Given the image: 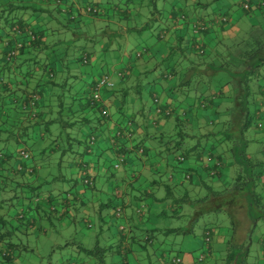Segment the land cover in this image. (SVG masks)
I'll use <instances>...</instances> for the list:
<instances>
[{
	"label": "trees",
	"instance_id": "obj_1",
	"mask_svg": "<svg viewBox=\"0 0 264 264\" xmlns=\"http://www.w3.org/2000/svg\"><path fill=\"white\" fill-rule=\"evenodd\" d=\"M214 1L0 0V176L2 170L7 171V177L12 178L23 174L37 176L38 167L34 166L32 161L42 167L41 161H35L37 157L42 156L46 150L53 152L58 146L60 147L58 137L61 133L60 131L51 133L49 130L51 124L57 123L61 128L62 126L72 127L77 122L86 125L90 119H95V125L100 126L111 117L104 105L103 96L111 92L113 87H100L97 90L99 98L95 99L92 94L98 77L104 74L111 77L107 71L99 73L89 83L88 90L86 87L83 90L67 87V95L64 94V85H62V91L59 90L60 84L54 75L56 71L53 66L54 61L51 60L53 53L51 48L61 41L55 37V31L59 26L62 27V31L70 30L72 38L78 40L79 44L73 57L78 65L89 63L95 49L101 53L109 51L114 60L119 58L124 42L131 37L136 38V42L128 51L129 55L126 53L125 59L133 62L149 49L148 41L145 37L142 38L143 33L152 34L155 41H163L169 29L180 28L181 34H175L177 43L174 47L178 50V57L184 53L183 40L188 41L185 49L189 52L194 51L195 55L187 63L188 66H179L178 69L167 66L168 74L175 76L177 86L180 84L187 86L190 80L193 82L194 74L201 75L200 72L204 67L210 68L209 70L213 73L223 71L232 79L234 101L230 116L219 122L217 128L210 132L214 141L208 147L195 144L184 147V139L193 137L191 131L186 133L183 129L186 112H177L173 107L171 108L170 103L163 101L157 104L154 101V113L161 118L171 117L173 120L171 130L159 133L157 139L161 141V146L165 145V150L169 154H173L175 149L180 150L175 156L176 165H180L192 154L195 155V159L201 164L200 171L203 173V177H198L194 183L200 191L187 188L186 185L178 187L179 182L176 184L178 188L176 191H179L177 193L171 191L168 183L163 184L164 192L160 200L172 205L170 210L168 209L169 213H166L165 208L160 215H164V219H181L185 216L186 224L177 226L163 225L152 228L138 226L139 222L144 223L148 210L145 193L140 191L134 196V202L130 206L133 216L128 217L126 221L122 218V207L115 206L111 199L108 200L104 203V207H109L115 214L119 210L116 228L118 236H123L114 246L112 244L100 246L97 242L91 249L79 246V249L86 256L91 257L95 264H105L104 255H111L117 251H120L119 256L123 259L122 255L125 254L126 246L129 248L131 244L130 250L135 245L146 247L155 236L163 238L160 241L163 250L160 260L163 262L164 252L171 249L165 247V237L193 235L194 225L198 222H201L200 227H203L202 238L204 231H207L210 240L204 251V258L198 260L195 255V263L213 264L221 261L222 264H247L251 234L256 227V222L264 219V143L259 150L261 156L258 158L246 151L247 143L252 139L243 138V133L251 125L254 129H258L264 123V105L263 110L261 108L264 99V0L236 2L243 14L250 16L252 24L245 31H240L234 39L223 42L218 49L208 45L204 38L206 34H215L217 30L223 29L230 23L234 10L223 6H211ZM176 2H178L177 6ZM242 2L247 3V8L242 6ZM188 6L191 7L186 9ZM254 11L256 17H260L259 20L256 19L257 21L252 20ZM23 13H28L29 18H23ZM240 15H236L234 20L242 17ZM189 30L194 31L196 36L189 34V37L185 38ZM62 42L64 43V39ZM101 43H104L102 47L99 45ZM139 47L140 51L137 50ZM62 51L65 53V48L62 47ZM10 52L12 54L7 56ZM124 62L116 71L118 75L128 71ZM199 77L196 78L199 80L201 78ZM249 79L253 80L251 89L248 84ZM177 86L167 90V97L171 100H175L173 91ZM216 88L217 92L212 90V93L206 95L200 88L197 96L201 97L200 103L205 101L201 104L202 107L208 103L213 105L214 99L219 97L221 92L219 87ZM254 94H256L255 97ZM63 98L68 99V103H64ZM153 99L156 100L155 97ZM249 105L253 108L249 109ZM63 111L69 113L71 118L66 117L62 120L60 112ZM119 113L125 115L121 110ZM209 122L217 124L214 121L209 120ZM130 125L131 119L128 118L127 121L116 124L112 130L109 149L112 151V165L115 171L126 158L124 152L128 150L124 148L123 140L131 136ZM95 129L96 127L93 126L90 130ZM65 134V139H71L67 133ZM95 140L96 135L88 137L87 144L84 143V138L82 139L81 147L86 154L94 150ZM88 143L91 145L89 146ZM139 143L137 142L131 148L135 154H141L143 151ZM67 144V148L64 147L62 150L71 151V144L69 142ZM21 150L27 152L26 158L21 157ZM118 158H121V161H118ZM4 164H10V166L5 168ZM114 164L117 166L114 167ZM226 164H233L235 167L232 183L229 187H216L212 179L220 176L221 168ZM76 166L81 167L80 161L76 162ZM110 174L114 177L113 171ZM190 176L185 173L180 181L192 182ZM56 177L52 176L51 179ZM42 178L39 177L36 186H27V198H30L31 193L39 196L42 186L50 191L51 186L42 185L47 181L46 177ZM79 180L83 186L93 187L92 175L81 173ZM12 182L14 185L18 184L17 181ZM117 185L118 183L115 186L118 187ZM38 207L42 208L41 212L44 215L52 214L50 211L53 210H50L49 205L45 208L42 205ZM222 214L227 217L229 234L224 241L226 250L221 257H218L214 254L212 247L211 227L222 225L220 217ZM0 222L5 225L1 217ZM242 222L245 223L244 229H241ZM130 232H138L145 237L140 242L133 239V234L129 237ZM11 234H13L12 229H7L6 226L4 229L0 226L1 261L11 260L13 250L18 246L11 241ZM168 262L174 264L172 259H168ZM180 263L181 260L178 264ZM73 264L77 263L73 262Z\"/></svg>",
	"mask_w": 264,
	"mask_h": 264
},
{
	"label": "crops",
	"instance_id": "obj_2",
	"mask_svg": "<svg viewBox=\"0 0 264 264\" xmlns=\"http://www.w3.org/2000/svg\"><path fill=\"white\" fill-rule=\"evenodd\" d=\"M221 2V5L217 6H223L227 7V9L234 10L235 4L237 0H219ZM178 5V2H176V6ZM214 6V5H211ZM191 6L186 7V9L190 8ZM198 11V10H196ZM193 11V12H196ZM235 12V10H234ZM233 13V12H232ZM234 14V13H233ZM170 15V14H168ZM23 18L28 19L29 15L28 13H23L22 14ZM170 20V19H169ZM243 20L242 17H238L237 20L231 19L230 23H228L223 29L217 30L212 34H206V37L204 38L206 40V43L210 46H212L215 49H218L223 42H228L229 40L234 39L240 31L247 29L246 24L244 22H240ZM251 20V18H250ZM253 20V19H252ZM247 21V20H245ZM173 22V19H172ZM178 27V26H177ZM182 29H169V31L166 33L167 36L165 40L159 41L157 44H148L149 49L146 50L145 54H142L139 58H135V61L130 62V60L125 59L126 53L129 55L128 51L130 48L135 44L136 38H128L124 44L123 47L120 51V56L119 58L113 59L112 53L105 52L101 53L98 51V49L94 50L93 57H99L103 58L102 63L103 65H107L109 67L108 73L112 76L113 72H115L113 75H116L119 82L121 81V92L123 91V87L126 88L124 89V99H121L123 102L125 101V96L127 94V87H125L126 82L128 81H135V86L140 85L138 83V78L140 79L143 77V75L146 72H149V70H152V73H154L156 76H152L154 79L153 82V90L159 91L163 94V100L165 103H170L171 108L173 107L177 112L185 111L186 113H189V115L192 116L191 112L196 113V109L200 108V111H208V109H213L214 111L217 110L216 103H222V99L224 97H227L228 99H233L232 94L233 91L229 89V86L223 85L219 88V91L221 92L218 98L214 99L213 105L211 104H206L204 107L201 106L205 101L201 102V97H198L197 94L200 91V88L194 89V92H189L188 87L185 85H178V82L175 78V76L168 74V71L162 72L160 70V66L157 67V60L156 58L158 57H163V56H168L174 59V61L179 62V61H186L189 62L191 58H193L194 51H187L186 49L184 50V53L181 55L185 56H180L178 57V53L176 54L175 51H178L175 49L176 45V33L181 34L180 32ZM186 35V34H185ZM184 41V40H183ZM182 41V44H183ZM104 43L99 44L101 47L103 46ZM114 45V43H112ZM215 46V47H214ZM100 47V48H101ZM182 46V48H184ZM111 48H114L111 46ZM187 48V47H186ZM129 57V56H128ZM161 57V58H162ZM131 59V57H129ZM125 61V62H124ZM124 62L125 67L127 68L128 71H125L122 75H118L116 71L119 70V67L121 66V63ZM92 63V62H91ZM154 63V64H153ZM101 66V65H100ZM151 67V68H150ZM92 71V74L89 76V80L84 82V84L80 87L83 88L86 87V89H89V83H91L92 80H94L102 68L100 67V71L97 72L95 68ZM169 69V67H168ZM210 71V70H209ZM207 71V72H209ZM94 72V73H93ZM202 72L207 74L206 71L202 68ZM141 76V77H140ZM156 77H160L159 82L156 80ZM187 77V75H186ZM128 78H132L131 80H128ZM207 78V77H206ZM127 79V80H126ZM224 81L225 78H222ZM221 83V82H220ZM118 83H116L117 85ZM114 86V85H113ZM174 88V93H179V96L177 100H171L170 98L167 97V90L172 87ZM196 86V84H194ZM85 89V88H84ZM117 88H113L111 92L103 96L104 100V105L106 106L107 111L109 112V108H113L115 112L119 113V110L123 111V107L120 105V102L118 100V95H120V91L116 90ZM126 90V91H125ZM149 90V95H150ZM212 93V90L208 92V94ZM231 93V95H229ZM138 94H140L138 92ZM256 94H254V97ZM185 98V99H184ZM140 99V95H139ZM234 100V99H233ZM189 103V104H188ZM264 105V99L263 103L261 104V108L263 110ZM226 106V105H223ZM121 107V108H120ZM129 108L127 107V110ZM223 109V108H222ZM154 106L149 105L147 102H135L132 104V108H130L129 112L125 115L117 116L112 119H110L106 122H104V126L101 127L103 133L101 136H98L97 142L95 147L93 148L90 154H86L83 151V148L79 147L78 150L75 152V157L72 158L71 165L73 170L80 174V172H85L87 171L93 177V187L92 188H87L83 186L80 183V180H73L72 184L69 186L67 190H62L58 188H53L52 186L49 187L51 188L50 191H48L46 188L43 186L40 189L41 196H35L31 193L30 198L26 199L25 197H21L23 192L26 191L27 186H36L37 183L39 182V177L42 178L44 176V170L42 167H40V164H36L34 161L32 163L34 166L38 167L37 170V176H32L29 174H23L20 176H15L11 180V184L9 185L7 181H9V177H7V171L2 170L1 171V176L4 178H0V217L4 220L3 225L0 222V226L7 227V229H12V226L15 229H21L22 232H36L38 228L36 229L34 224L36 223V218L39 219L40 222V216L44 217H52L54 221H58L62 225L64 222H69L68 220L76 221V218L78 215L83 216V220L88 223V217H89V212H92L95 214L97 219L101 222L104 223L103 220V212L105 210H109V222L113 225L114 221L112 222V217L110 215V208H105L104 203H106L108 200H112V204L115 206H121L122 207V218H124V221L127 220L128 217L133 216V210L130 208L131 204L134 202L133 199H135V195H138L139 191L142 193H145V202L146 206H148L147 210V218L145 219L144 223L142 222L137 224L138 226H145V227H161L163 224L161 223L162 218H164V215H160L162 210H165V208H168L170 210L171 205L167 201L163 202L160 200L162 197V194L160 193V189H162L163 184L168 183L169 187L172 191V185L176 186L177 183L180 185L178 187H182L183 185H186L187 188H194L198 189V192L200 191L198 186H196L195 181L198 177H203V173L200 171L201 170V164L195 159V155H191L187 157L184 162H182L180 165L175 164V156L176 154H169L166 153V155H163L161 153V148H159V145L161 146V141L158 140L157 136L159 133L164 132V130H171L173 122L171 121V124H169V121L171 120L170 118H161L159 117L156 113H154ZM176 112V113H177ZM185 113V114H186ZM187 117H185V127H189L188 119L189 117L186 114ZM201 116V115H200ZM125 117H128L131 119V129L132 133L131 136L125 140H123L124 148H126L125 151V161L124 163L116 170L114 171V177L113 175L111 176L109 169L104 168L103 164H99V159L101 158L102 152L109 151V146L111 145V135H112V130L113 127L116 124H121L124 122ZM203 118V117H202ZM181 119V117H180ZM204 119V118H203ZM148 126L152 127L154 130L153 133H150L148 131ZM95 135V134H94ZM137 142H140L139 144L143 148V151L141 154H135V152L131 149L133 145H135ZM100 145V146H99ZM57 147V146H56ZM58 148V147H57ZM82 150V153H80V157H78V151ZM105 151V152H106ZM74 152V151H73ZM111 155L112 151L110 150ZM102 159V158H101ZM81 163V167L76 166V162ZM85 161V162H84ZM31 164V163H30ZM5 168L10 166V164H4ZM225 165L223 168H221V174L217 178H213L214 184L222 185V179L224 175L226 174L225 170ZM12 169V167H11ZM11 171V170H10ZM91 171V173H90ZM187 173L190 174L192 178V182H181L180 180L183 179V175ZM50 174V173H49ZM83 174V173H82ZM6 176V178L4 177ZM9 176V175H8ZM60 176V175H59ZM100 176L102 181L104 182L103 185L95 186L94 182V177ZM18 177V178H17ZM62 177V176H60ZM160 177V178H159ZM20 181L18 184L14 185V181ZM43 179V178H42ZM61 179V178H60ZM79 179V178H78ZM163 181H161V180ZM23 181L24 183H22ZM78 182V183H77ZM31 183V184H30ZM118 183V187L115 185ZM192 183V184H191ZM18 187L19 190L22 192L20 193L19 197H16L15 192L13 191L15 188ZM12 187V188H11ZM116 187V188H115ZM39 188V187H38ZM177 188V186H176ZM178 189V188H177ZM67 192V195L65 196L63 193ZM153 192V194H151ZM177 192V191H175ZM179 192V191H178ZM177 192V193H178ZM63 194V196H62ZM150 194V195H149ZM21 199V205L20 207L12 208V203L15 200ZM25 202V204H24ZM38 202H40L43 208L46 206H50V211L52 214L44 215V213L41 212L42 208L40 209L38 206ZM166 210V213H169L170 211ZM55 211V212H54ZM82 212V213H81ZM42 213V214H41ZM79 213V214H78ZM8 220L13 222V225L10 223H7ZM83 223V221H81ZM162 225H161V224ZM86 224V226H87ZM114 226V225H113ZM116 226V224H115ZM221 225L220 227H211L212 228V247L214 250V244H222L224 239L228 236L227 233H229V230L227 228H224V226ZM107 233L106 238L108 241L107 244H112L113 246L116 245V243H119V238L122 237L123 235L118 236L117 233V228L116 231H113L109 233V230L106 229ZM14 232V231H13ZM43 236L46 235V231L44 229H40L39 231ZM203 232V227L200 228V233ZM12 233V232H11ZM133 234V239H137L140 242H142L141 239H144V234H139L138 232H130L129 237ZM138 235V236H137ZM256 237H255V242L256 245H258V248L256 249V252L254 253L257 256V260L260 263H264V237L258 238L260 235L258 232H256ZM12 236V234H11ZM185 237V236H183ZM163 238L161 236H155L152 242H149L146 247L143 246H136L131 249V244L130 247L128 246L125 247V254L122 255L124 257L123 259L119 256L120 251H117V253H114V257L109 255L110 260L108 262H105V264H143L140 254H144L147 256L148 259H150L151 255L155 256L156 259H158V262H161V254L163 250L161 249L162 247L160 246V241ZM73 242V241H72ZM125 242V241H124ZM124 244V243H123ZM252 244V237L251 241L249 242V249ZM63 245L65 247H72L68 245V240H65L63 242ZM124 246V245H123ZM3 248V247H1ZM120 249V248H119ZM118 249V250H119ZM124 249V248H123ZM259 249V250H258ZM224 251V249H223ZM150 252V254H149ZM75 256H77V259L80 261H74L77 264H95L94 260L91 257L86 256L77 246L75 247ZM68 260V259H67ZM65 261L63 264H65L68 261ZM181 263L180 264H198L195 263V255L194 254H184L181 258Z\"/></svg>",
	"mask_w": 264,
	"mask_h": 264
},
{
	"label": "rangeland",
	"instance_id": "obj_3",
	"mask_svg": "<svg viewBox=\"0 0 264 264\" xmlns=\"http://www.w3.org/2000/svg\"><path fill=\"white\" fill-rule=\"evenodd\" d=\"M211 5H214V6L221 5V2L219 0H215ZM234 10L235 12H233L234 14L233 16H231L233 21L236 15L241 14L240 16H242L243 14V12L239 9L238 5L236 4L234 7ZM254 13L255 15L253 17V21H255L256 19L259 20L260 17L259 16L256 17L255 11ZM240 22H244L247 28L252 24L250 23V16H247V15H244L243 20H241ZM57 28L58 29L55 31V37H57L61 41L60 43L56 44V46H53L51 48L53 52L51 60L54 61L53 66H54V70H56L54 75H55L56 80L60 84L59 90L62 91V85H64L63 87V90H65L64 94L67 95L68 88H72V89L78 88L79 89L84 84V82L89 80V77H90L89 75L92 74V71L94 70L92 68H95L97 72H99L100 67H101L102 70L100 72H106V71H109V67L107 65H103L102 57L101 58L92 57L89 63L84 64V65H78L73 59L75 55L74 54L75 49L77 45L79 44L78 40L72 38V33L70 30L62 31V27L60 26ZM163 29H165V27ZM242 31H245V29ZM193 32L194 31L189 30L185 38L189 37V34L196 36L195 32L194 33ZM144 37L148 41V44L150 45L159 43V41H155L156 39L154 40L152 34L150 33L149 34L143 33L142 38ZM63 39H64V43L62 42ZM187 42L188 41H183L182 46L186 45ZM62 47L65 48V53L62 51ZM185 48L186 47H184V49ZM140 49L141 48L139 47L137 50L140 51ZM175 53L177 54L178 51H175ZM161 57L156 58V60L158 62L157 67L160 66V70L163 73L167 71L168 65L170 67L173 66L174 68H177V69L180 67L188 66L187 65L188 62H186L185 60L179 61L178 63H174L175 61L171 57H168V56H163L162 58ZM63 66H65V68H63ZM189 66H190V63H189ZM66 68L67 70H65ZM209 69L204 67V71L206 72L209 71ZM190 71L192 72L191 69ZM114 73L115 72H113V74ZM200 73L201 75H197L201 77V78L199 77L200 78L199 80L196 78L197 76L195 75L196 74L195 73L194 74L195 79L193 80V82L190 80L189 84L186 86L188 87L189 92L193 93L195 87L196 89L202 88L206 95L208 94L210 90L217 92L218 90L216 87L220 88L223 85L229 86V89L233 91V88L231 85L232 79L228 77L225 72L219 71L217 73H213L210 70L209 72H207V74H205L204 72H200ZM113 74L111 76L112 83L114 84L113 88H117L116 90L121 92V89H120L122 86L121 81L119 82L117 76ZM152 76H156L154 73H152V70L151 71L149 70V72H146L143 75V77L140 76L141 78L140 79L138 78V83L141 84V86L139 87H135V82H137V80L126 82L125 87H127L128 90L125 96V101L123 102L121 99H124L122 97H124L123 92H124V89L126 88L123 87V91L120 93V95H118V100L121 101L120 105L122 104L121 105L123 107L122 112L124 114H127V112H129L130 108H132V104L135 102L137 103H139L140 101L147 102L149 103V105L154 106L155 102L157 104H160L164 101L163 94L159 91L153 90L154 87L152 85L154 82L153 80L154 78ZM222 78H225V81H229V82L225 84L224 83L225 81H223ZM131 79L132 78H128V80H131ZM156 80L159 82L160 77H156ZM218 82L219 83L221 82V83L218 84ZM116 83L118 84L116 85ZM194 84H196V86H194ZM248 84H249V88L251 89L253 85V80L249 79ZM151 86L153 88H151ZM149 90H151L150 95L148 92ZM138 92L140 94H138ZM139 95H140V99H139ZM173 95H175L174 99L177 100L176 96L177 95L179 96V93H175ZM229 95H231V93ZM154 97L156 98V100L153 99ZM233 101H234L233 99L231 100V99H228L227 97H224L222 99L221 104L216 103V106H217L216 111H214L213 109H208V111L205 114V111H200V108H198L196 109V113L191 112L192 116L189 115V113H186L189 117L190 116L191 117L188 119L189 127L187 128L183 126V129H184V132L186 133L187 132L190 133L189 131H191V133H193V137H186L184 139L183 146L186 147V146H192L193 144H195V145H199L202 147L204 146L208 147V145H210V143L214 141L213 136L211 135L210 132H212L214 129L217 128V126L220 124L219 122H221L225 118L227 119L230 116ZM64 103H68V99H65ZM223 105H226V106H223ZM127 107L129 108L128 110H127ZM248 108L252 109L253 107L249 105ZM109 110H110L109 112L111 114L112 119H114L117 116V114H119V116L121 115L120 113L115 112L113 108H109ZM64 111L60 112V116L61 118H63L62 120H65L66 117L71 118V115L69 113L67 114ZM186 114H185V117H187ZM125 120L127 121L128 117H125ZM209 120L214 121V123L216 122L217 124H213V122L211 124ZM171 121L173 122V120H170L169 124H171ZM95 122H96L95 119H90L88 124L86 125L81 124L80 122H77L72 127L62 126L61 128L59 124L57 123L51 124L49 126V130L51 133L60 131L61 135L58 137L60 147L58 146V149L56 148V150H54L53 152H49L48 150H46L42 156L37 157V159L35 160V161H41V163L43 164L42 169L44 170V173H45L43 177H46L47 181L43 183L42 185L44 186L49 185V186H52L53 188L62 189L64 191L69 188L73 180L79 181L78 178H80L81 173H84V172H80V174H78L77 176V172L73 170V168H71L72 167L71 161H72V158L75 157L74 155H75V152L78 150V148L79 147L81 148L83 144L82 143L83 138H84V143L87 144L88 137L95 134L96 135L95 141L97 142L98 136L99 135L101 136L103 134L101 132V130L103 131L101 127L104 126V123H101L100 126H98V125H95ZM93 126L96 127V129L91 131L90 129ZM148 131L150 133H153L154 130L152 129V127L148 126ZM164 131H167V130H164ZM65 133H67L69 137H71V139L70 138L68 140L67 138L65 139V135H66ZM75 138L79 139L81 142L75 141L76 140ZM243 138L247 140H249V138L252 139L248 141L247 146H246V151L250 155L260 158L261 153L259 152V150L261 149L262 144L264 143L263 142L264 123L262 124L261 128H258V129H254L251 125V127H249L245 131V133H243ZM68 142L72 146L71 151L69 149L62 150V148L64 147L67 148L66 146L68 145L67 144ZM88 145L90 146L91 143H88ZM158 146L159 148H161V153L163 155H166L167 152L165 150V145L160 146L158 143ZM61 150H62V153H61ZM105 151L102 152L101 154L102 159L101 158L99 159V164H103L104 168H107L109 169V171L114 172L115 169L113 168V165H112L111 152L110 150L106 152ZM179 151H180L179 149H175L174 153L175 154L179 153ZM80 156H81L80 151H78V157ZM224 170L226 174L224 175L222 179V185L219 184L218 186L217 184L215 185L213 183L216 187H225V186L229 187L232 183V178H233V174L235 171L234 165L226 164ZM85 173H88V172L85 171ZM59 175H61L62 177H60ZM52 176H57V177L54 179H51ZM9 178L11 180L13 179L12 177H9ZM94 178H95L94 179L95 186L103 185L104 182L102 181L100 176H96ZM11 180L7 181L9 185L11 184L10 183ZM17 182L20 183L19 179ZM21 182L24 183L23 181ZM14 188L15 189L13 191L15 192L16 197H19L20 196L19 194L23 192L21 197H25L26 199H28L27 192H24V190H22L21 192L19 188L16 186ZM176 190L177 188L172 186V191L175 192ZM163 192L164 190L160 189V193L163 194ZM63 194L66 196L67 192ZM39 196H41V194ZM19 204H21V199L13 201L12 208L14 209L16 207H19L20 206ZM38 204L40 205L41 203L38 202ZM166 210H168V208H166ZM80 215L77 216L76 221H72L70 219L68 220L69 222H64L62 223V225L58 223V221H54L52 217L43 218V216H40V222H39V219L36 218V223L34 224L35 228L36 229L38 228V230L35 233L33 231L32 232H29V231L22 232L20 228L17 230L12 226L14 232L11 236V241L14 243H17L18 246L13 250V257L11 258V260L1 261L0 259V264H63L67 259H68L67 261L71 263H73L75 260L79 262L80 260L77 259V256H75V253H74L76 246L77 248L81 246L87 249H91L96 242L100 246L108 245L107 243L109 240H107L106 235H105L107 233L106 229L109 230V233H111L112 230L116 231L115 224L118 221V216L115 213H112L111 211V215H112L111 217L113 219L112 222L114 221V224H113L114 226H113L109 222V217H108L109 210L108 209L105 210V212H103V215H102L104 223H101L97 219L94 213L89 212L88 223L90 224V226H86L87 223L86 221L83 220L84 217ZM220 217H221V222L224 228H228L227 227L228 226L227 217L224 214H222ZM185 219H186L185 216L181 217V219L180 218L179 219L162 218L161 223L163 225H169V226H177L180 224L185 225L187 222V220L185 221ZM81 221H83V223ZM119 221H121L120 218H119ZM7 223H10L11 225H13V222L10 220H8ZM200 224L201 222H198L196 225H194L193 235H187L185 237H183L182 235H168L165 237L164 245L165 247H170L171 249L169 251L164 252L163 262H158V259H156L155 256H152V255L150 259H148L147 256L141 253L140 257L143 255L141 257L143 261L142 263L143 264H170L168 262V259H172L173 257H178L180 259L185 253L196 255L200 251H205V248H204L205 244L202 238V233H200V228H201ZM244 228H245V223L242 222L241 229H244ZM40 229H44L46 231L45 236H43V234L39 232ZM256 232H258L260 235L258 237L259 239L260 237L261 238L264 237V219H260L256 222V227L254 228L251 234L252 244L249 249V255L246 259L247 264H264L263 262L260 263L257 260V256L254 254L256 252L255 248H258V245H256V242H255V237L257 236ZM65 240H68V245L72 247H65L63 245V242ZM224 241L220 245L214 244L215 245L214 254L218 257H221L224 251L226 250ZM112 256L114 257L115 255L112 254ZM94 258L96 257L94 256ZM109 260H110L109 255L105 254L104 261L108 262ZM213 264H222V262L216 261V263H213Z\"/></svg>",
	"mask_w": 264,
	"mask_h": 264
},
{
	"label": "built area",
	"instance_id": "obj_4",
	"mask_svg": "<svg viewBox=\"0 0 264 264\" xmlns=\"http://www.w3.org/2000/svg\"><path fill=\"white\" fill-rule=\"evenodd\" d=\"M242 6L244 8H247V3H241ZM12 53H8L7 56H10ZM113 83H112V79L109 75L107 74H104V75H101L100 77H98L96 83H95V91L92 89L93 91V97L96 99V98H99V93H97V90H99L100 87H104V88H112L113 87ZM20 154H21V157L22 158H26L27 157V152H24L23 150L20 151ZM181 159V157L179 158ZM202 160V159H201ZM207 160V159H206ZM118 161H121V158H118ZM117 166V164H114V167ZM119 212V210H117ZM118 212L116 213V215H118ZM203 241H204V244H205V250H206V246L208 245V242L210 240V236H209V233L207 231H204V235H203ZM196 257L198 260H201L204 258V251H200L199 253L196 254ZM172 262L174 264H178L180 262V260L175 257V258H172ZM67 264H73L71 262H67Z\"/></svg>",
	"mask_w": 264,
	"mask_h": 264
}]
</instances>
